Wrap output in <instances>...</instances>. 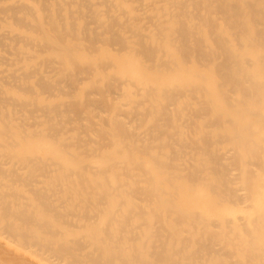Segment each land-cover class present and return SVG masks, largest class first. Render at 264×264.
Listing matches in <instances>:
<instances>
[{
  "label": "bare ground",
  "instance_id": "obj_1",
  "mask_svg": "<svg viewBox=\"0 0 264 264\" xmlns=\"http://www.w3.org/2000/svg\"><path fill=\"white\" fill-rule=\"evenodd\" d=\"M0 264H264V0H0Z\"/></svg>",
  "mask_w": 264,
  "mask_h": 264
}]
</instances>
